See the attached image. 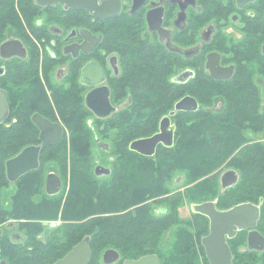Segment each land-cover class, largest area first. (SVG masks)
Instances as JSON below:
<instances>
[{
    "label": "trees",
    "instance_id": "1",
    "mask_svg": "<svg viewBox=\"0 0 264 264\" xmlns=\"http://www.w3.org/2000/svg\"><path fill=\"white\" fill-rule=\"evenodd\" d=\"M6 12L12 13V6ZM155 53L148 48L130 50V74L125 78L134 100L108 118L95 117L93 125L88 123L92 112L75 92L51 89L49 96L37 80L24 100L32 111L44 110L53 119L58 118L57 113L61 115L65 130L56 142H43L38 126L24 112L20 123L12 127L0 124V222L15 219L26 235V244L9 236L0 238L1 257L11 264L51 263L89 236V264H105L101 253L109 247L120 251V261L115 264L152 252L158 254L161 264H198L201 238L208 231L207 217L193 212L185 223L181 220L183 192L170 186L175 172L185 171L188 181L195 182L186 192L192 203L202 201L197 198L202 194V182L203 200L217 199L219 207L264 196V142L252 143V137L240 129L244 121L251 128L264 124L262 93L253 85L252 75L243 68L232 79L211 82L197 72L184 83L174 82L167 76H173L167 71V59ZM128 89L114 90V99L121 100ZM186 94L195 96L199 107L178 110L171 116L175 124L172 145L158 144L153 155L130 148L132 140L156 132L162 116ZM216 94L223 95L222 108L205 105ZM94 125L101 139L112 140L109 152L114 158L106 165L111 168L109 174L95 173ZM32 143L42 144L40 166L17 180L7 206L1 189L10 183L6 160ZM48 162L59 167L63 189L58 194H48L44 187L48 173L44 163ZM224 164L239 168L242 175L239 185L221 191L211 173ZM161 203L167 205V211L159 214L154 205ZM262 211L264 215V198ZM59 218L62 222L57 231L42 238L40 234L48 230L44 221ZM169 230H173L172 241L162 251L163 236ZM247 264H264V260Z\"/></svg>",
    "mask_w": 264,
    "mask_h": 264
},
{
    "label": "flooded vegetation",
    "instance_id": "2",
    "mask_svg": "<svg viewBox=\"0 0 264 264\" xmlns=\"http://www.w3.org/2000/svg\"><path fill=\"white\" fill-rule=\"evenodd\" d=\"M11 6L12 13H7ZM135 48L154 50L158 58L167 59V71L173 73L174 82L184 83L197 72H203V78L210 77L211 82L226 81L244 68L258 89L254 74L259 71L264 78V0H0V90L5 91L8 108L0 124L12 127L20 123L22 112L35 123L32 116L40 113L62 123L65 130L59 113L53 119L44 110L32 111L26 105L24 94L37 80L49 96L51 89L75 92L93 117L96 113L87 99L99 103L106 91L110 104L117 110L113 91L129 88L125 78L130 74L127 55ZM209 60L221 73L229 72L230 76H214ZM187 71L192 73L185 80L176 78ZM91 92L94 94L88 98ZM222 106L220 100L215 108ZM260 110L264 113V109ZM258 126L252 132H264L263 125ZM244 133L252 137V143L264 142V136ZM40 134L39 128V138ZM230 168L238 173V178L225 189L240 183L239 168L221 167L218 173L221 191L225 190L221 176ZM258 198L237 201L229 207H219L217 199H207L215 200L219 209L242 202H252L260 208L255 226H235L236 232L227 235L231 264L264 260V245L258 239H254L255 245L249 242L251 230L264 236V196ZM203 201L206 200L199 202ZM203 215L207 217L208 231L202 237L210 232V218ZM5 236L26 244L25 233L12 220L0 222V238ZM201 245V264H212L202 238ZM102 262L105 263L103 259ZM0 264L11 263L0 256Z\"/></svg>",
    "mask_w": 264,
    "mask_h": 264
},
{
    "label": "water",
    "instance_id": "3",
    "mask_svg": "<svg viewBox=\"0 0 264 264\" xmlns=\"http://www.w3.org/2000/svg\"><path fill=\"white\" fill-rule=\"evenodd\" d=\"M2 48L6 49L5 44ZM10 54V53H9ZM8 54V55H9ZM217 62V59L215 60ZM209 66L214 76L218 78H227L228 74L220 72L219 67L209 60ZM189 73L177 75L176 78L185 80ZM94 93L91 92L88 98ZM109 92L106 91L104 99L98 103L87 99L88 106L99 117H107L116 111L109 102ZM199 107L197 98L191 94H186L175 102L174 109L165 114L160 119L159 129L151 135L136 138L131 141L130 148L144 155H153L158 144L170 146L174 143L175 124L172 123L171 116L178 110H196ZM8 111L5 91L0 90V121L4 119ZM35 123L41 130L40 139L46 143L58 141L64 131L63 124L41 115L34 113L32 116ZM101 147L110 150L108 142H102ZM42 144H28L24 146L18 153L6 160V174L10 181H15L23 174L40 166V152ZM111 168L104 164L95 166V173L98 175L109 174ZM238 178V173L234 169H227L221 176L223 190L233 184ZM45 189L48 194H58L62 190V179L55 171H49L46 175ZM259 206L252 202L238 203L227 209H219L215 200H206L203 202L192 203L194 212L203 213L210 218V232L202 237V243L207 247V253L212 264H231L232 253L227 242V235L232 236L235 232V226L238 228H247L255 226L259 217ZM254 239H258L264 245V236L257 230H251L249 235L250 245L254 244ZM90 237L85 236L63 257L55 261L53 264H88L92 251L90 248ZM255 245V244H254ZM102 259L105 263H113L120 259V251L115 247L106 248L102 253ZM124 264H161V260L157 253H147L136 258L124 259Z\"/></svg>",
    "mask_w": 264,
    "mask_h": 264
},
{
    "label": "rangeland",
    "instance_id": "4",
    "mask_svg": "<svg viewBox=\"0 0 264 264\" xmlns=\"http://www.w3.org/2000/svg\"><path fill=\"white\" fill-rule=\"evenodd\" d=\"M167 76L170 79L172 78L171 74H167ZM254 78H255V82H256V87L262 93V95H261V106H262V104H264V78H263V76L261 75V73L259 71H257L254 74ZM133 100H134L133 99V93L131 92V89H128L121 100H119V101L115 100V104L118 107V109L116 111H120V110L128 107L133 102ZM220 100H221L222 105H224L223 95H220V94L217 95L216 94V95L213 96V99L211 101H208L209 103H207L205 105H209L210 103H212L210 105L211 108L212 109H216L215 107L218 106V102ZM116 111H115V113H116ZM113 114H114V112L112 114H110L109 116H111ZM95 117H99V116L95 115L94 117L88 118V123L93 125L92 122L95 120ZM99 118H106V117H99ZM107 118H108V116H107ZM244 123H245V125H241L240 129L242 131L246 132L248 135H254V136H258V137H263L264 136V132L257 131L256 133H254V132H252L253 131L252 128H251L252 126L247 124L246 121H244ZM246 125H248L250 127H248ZM263 127H264V124H263ZM254 128L258 129L259 126L257 124H255ZM111 135H113V131H111ZM108 139L107 138L101 139L100 138V134L96 131V126L94 125V137H93L94 145L92 147V150L94 151L95 159L98 161L97 164L101 163V164H104L106 166V165H108L107 164V160H112V158H114V154L109 152L110 150H106L105 151V149L103 147H101V145H100L102 142H106V141L107 142L109 141L108 143L111 144L112 140L111 139L108 140ZM225 166H226V164L223 165V167H225ZM44 167H45V171L46 172L55 171L58 174H60L59 173V167H58V165L55 162L44 163ZM218 173H219V168L211 173V175L213 177H215V179L217 178L216 179L217 182H218V179H219ZM102 176H104V175H102ZM17 180L10 181V183L8 185H6V186L1 188L2 189V193H3L2 194V201L7 206L10 205L11 194H13L15 192V190H16V188L18 186ZM202 180H203V177H202ZM45 184H46V175H45L44 187H45ZM194 184H195L194 181H190V182L188 181L185 171H176L175 174L173 175V179H172V182L170 184V186L172 188H175V190H180L181 192H183L184 202L179 206V215H180L181 220H183L184 223H185L186 219H188L193 213V210H192V202H193V200L190 198V196L186 195L187 194L186 192L189 191L193 187ZM62 189H63V181H62ZM201 189H202V192L201 191L200 192L202 194H200V196L197 197V198H199V200H203V182H202ZM217 189L219 191V187L218 186H217ZM36 199H38V198H36ZM154 206H155L154 210L157 213H159V214L164 213V212L167 211V205L164 204V203H161L160 205H154ZM14 221L18 222L15 219H14ZM61 222H62V220L60 218L59 219H54V220H46V221H44V224H46L45 226L47 227L48 230L45 231V232L43 231L42 234H40V236L42 238H44V237H46L47 233L50 234L51 232L57 231V227L60 226ZM51 234H54V233H51ZM172 234H173V230H169L166 233H164L163 240H162V251H164V249H168L167 246L171 244ZM103 251H102V253H103ZM62 253H63L62 251L59 252V253H56V254H54V257H57V256L61 255ZM65 253H63V255H65ZM102 253H101V256H102ZM199 256H200V258L197 257L198 258L197 262H198V264H201V255H199Z\"/></svg>",
    "mask_w": 264,
    "mask_h": 264
}]
</instances>
